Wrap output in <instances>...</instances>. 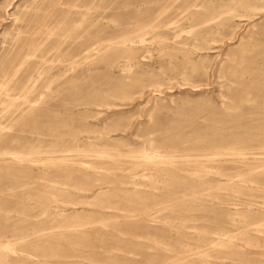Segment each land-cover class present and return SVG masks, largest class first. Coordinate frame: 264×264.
I'll use <instances>...</instances> for the list:
<instances>
[{"label":"rangeland","instance_id":"374dc122","mask_svg":"<svg viewBox=\"0 0 264 264\" xmlns=\"http://www.w3.org/2000/svg\"><path fill=\"white\" fill-rule=\"evenodd\" d=\"M0 264H264V0H0Z\"/></svg>","mask_w":264,"mask_h":264},{"label":"bare ground","instance_id":"6f19581e","mask_svg":"<svg viewBox=\"0 0 264 264\" xmlns=\"http://www.w3.org/2000/svg\"><path fill=\"white\" fill-rule=\"evenodd\" d=\"M48 57V56H47ZM50 61H51V59H50Z\"/></svg>","mask_w":264,"mask_h":264}]
</instances>
